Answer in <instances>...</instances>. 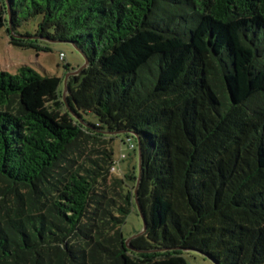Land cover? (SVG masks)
I'll list each match as a JSON object with an SVG mask.
<instances>
[{"label":"trees","instance_id":"trees-1","mask_svg":"<svg viewBox=\"0 0 264 264\" xmlns=\"http://www.w3.org/2000/svg\"><path fill=\"white\" fill-rule=\"evenodd\" d=\"M1 2L13 43L89 62L66 98L65 75L0 70V264H264V0ZM121 136L143 154L129 243Z\"/></svg>","mask_w":264,"mask_h":264},{"label":"rangeland","instance_id":"rangeland-1","mask_svg":"<svg viewBox=\"0 0 264 264\" xmlns=\"http://www.w3.org/2000/svg\"><path fill=\"white\" fill-rule=\"evenodd\" d=\"M2 8V2L0 0V10ZM36 22L30 21L25 27L23 25L20 31L28 30L34 32V24ZM25 39L17 34H8L5 28L0 29V70H6L14 72L20 65H31L37 71L43 75H57L60 77L66 76L71 71L78 69L85 62V56L82 52L71 42L67 41H43L39 40L38 43H33L35 47L18 46L13 43L14 39ZM27 40L31 38L27 37ZM18 42V41H14ZM28 44V42H27ZM61 53H64L65 57H61ZM75 68L74 70H72ZM69 69V70H68ZM73 74H70L72 76ZM69 76V77H70ZM63 85V84H62ZM65 85V83H64ZM63 85V86H64ZM63 88V87H62ZM110 140V138H105ZM124 136L121 138H114L113 146L115 149V156L119 161L123 159V154H126L125 159L121 161L122 169L111 170V173L123 179V185L127 190H131L134 193V185L127 177L128 171L125 168H129L131 165H136L138 161V152L132 150V145ZM98 140L97 144L101 149L105 145L104 141ZM126 141V143H125ZM132 141V140H131ZM133 143L137 145V142L133 140ZM128 164V166H127ZM131 179H138L136 177ZM134 185V186H133ZM143 227L142 218L138 212L137 206L134 204L133 211L127 216L123 225V233L127 237L138 233ZM130 240L127 242L129 243ZM183 257L187 264H216L212 259L197 250H186L183 253Z\"/></svg>","mask_w":264,"mask_h":264},{"label":"water","instance_id":"water-1","mask_svg":"<svg viewBox=\"0 0 264 264\" xmlns=\"http://www.w3.org/2000/svg\"><path fill=\"white\" fill-rule=\"evenodd\" d=\"M88 62H89V61H88L87 57H85V62H84V64H83L80 68H78V69H76V70H74V71H71L69 74L66 75V78H65V86H64V91H63V96H64V98H66V95H67V90H68V89H67V87H68V86H67V80H68L70 74H73V75H77V74H79L82 68L88 66ZM138 159H139V160H138L139 173H138L137 184H136V187H135V201H136V204H137L138 212H139V214H140V216H141V218H142V221H143V227H142V229H141L137 234L131 236V237L127 240V242H128L129 240H131L132 238H134V237H136V236H138V235L143 234V233L146 231V217H145V214H144V212H143V210H142V208H141V205H140V203H139V200H138V187H139V184H140V181H141L142 167H143V165H142L143 154H142L141 144H140L139 141H138ZM203 254L206 255L207 257H209L210 259H212L210 255H208V254H206V253H203ZM212 260H213V259H212Z\"/></svg>","mask_w":264,"mask_h":264},{"label":"built area","instance_id":"built-area-1","mask_svg":"<svg viewBox=\"0 0 264 264\" xmlns=\"http://www.w3.org/2000/svg\"><path fill=\"white\" fill-rule=\"evenodd\" d=\"M123 156H124V154H123ZM112 170H116V168H115V167H113V168H112Z\"/></svg>","mask_w":264,"mask_h":264}]
</instances>
